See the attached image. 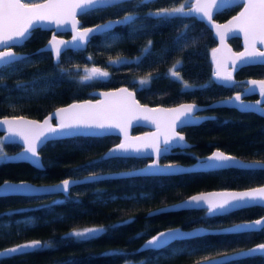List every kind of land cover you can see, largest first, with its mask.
<instances>
[{
	"label": "trees",
	"instance_id": "trees-1",
	"mask_svg": "<svg viewBox=\"0 0 264 264\" xmlns=\"http://www.w3.org/2000/svg\"><path fill=\"white\" fill-rule=\"evenodd\" d=\"M180 2L182 0H152L147 6L136 9L125 5L123 9L109 8L80 15L82 25L109 17L118 18L133 10L138 13V18L134 25L117 26L110 33L94 35L83 49L65 51L60 61L54 60L48 51L36 52L48 32L35 29L31 39L21 46L31 53L30 60L18 62L0 72V115L21 114L41 118L57 105L92 97L93 89L119 84L132 88L139 101L149 104L169 105L179 101L206 104L243 89L246 84L241 78H264V65L253 64L233 70V76L238 79L236 82H217L211 70L210 55L215 41L202 21L146 16L150 10ZM237 7L214 16L221 20ZM185 25L194 27H189L186 37L177 43V34ZM149 41L152 42L150 51L138 63L134 58L141 56ZM229 41L233 48L239 47L238 38L231 37ZM117 56L126 59L109 63V58ZM177 60L181 65L176 70L193 88L183 89L182 84L169 75V68ZM92 67L107 70L109 77L81 83L84 69ZM148 73H153L150 84L138 86V78ZM208 111L211 117L187 130L194 143L192 149L167 155L163 160L189 163L213 148L243 159H264V116L232 105L215 106ZM138 129L140 127L133 128ZM115 139L113 135L82 136L43 145L39 149L42 169L24 161L0 160V181L28 179L51 182L90 171L130 168L146 161L143 156H130L98 163L87 170L81 167L90 159H98ZM0 146L7 154L19 148L16 142H0ZM261 183H264V171L208 169L168 175L104 177L74 184L67 195L9 194L0 198V248L25 239L49 241L53 247L14 258H0V264H125L126 261L129 264H190L219 252L264 242V232L245 236L202 232L173 241L160 251L138 249L145 238L161 229L229 226L264 214L261 207L218 216L206 215L205 208L164 210L149 215L151 209L197 190L243 188ZM129 218L130 223H120ZM83 226H104L106 232L87 241L65 236L72 229ZM178 248L186 251L178 254L174 251ZM228 264H264V257H244Z\"/></svg>",
	"mask_w": 264,
	"mask_h": 264
},
{
	"label": "snow or ice",
	"instance_id": "snow-or-ice-1",
	"mask_svg": "<svg viewBox=\"0 0 264 264\" xmlns=\"http://www.w3.org/2000/svg\"><path fill=\"white\" fill-rule=\"evenodd\" d=\"M152 0H0V72L15 66L18 62H27L29 56L14 51L17 46L23 45L31 39L33 31L47 25H54L56 29H64L69 25L72 30V38L69 41L57 40L56 35L44 46V50L52 52L56 61H60L63 53L69 49L77 50L86 45L90 39L97 34L110 33L117 26L128 27L135 24L138 13L126 11L123 16L117 19L106 20L101 24L92 27H83L77 19L80 15H88L102 12L109 8L123 9L125 5H131L133 9L147 6ZM242 4L243 7L232 16L225 24H217L213 16L230 9L233 6ZM146 16L156 17L163 20L174 18H193L198 21H206L211 28L216 30L220 37L222 48H213V62L216 65L213 76L218 81H233L231 69L240 65H264V50L257 47V44L264 45V0H182V2L170 7L158 8L149 11ZM194 25H185L177 34L176 42L184 39L187 29ZM135 30V29H134ZM238 32L244 37V50L232 52L224 45L226 35ZM152 42L149 41L142 50L140 57L134 58L138 63L143 56L150 51ZM217 53L220 57L217 58ZM126 58L117 56L109 58V63L115 64L124 61ZM231 61L229 66L228 61ZM181 62L177 60L171 68L169 75L182 84L187 90L194 86L183 80L176 70ZM78 67V66H77ZM62 71H66L62 69ZM85 74L80 77V82L92 81L99 78H107L110 73L100 67L86 68ZM153 73H148L138 78V86L149 85ZM250 85H259L260 94L264 95V80H250ZM103 97L96 101H83L72 103L67 107H57L49 113L43 121L30 120L24 116H4L0 119V126L6 127L4 137L0 142L8 141L15 143L19 138L23 142L22 151L9 156L0 146V160L28 161L38 169L43 168L39 149L48 143H55L63 138L72 137H104L118 129L122 139L118 144L102 153L98 159H90L83 166L85 170L95 167L98 163L107 162L111 159H127L131 155L150 151L155 159L142 169H131L119 175L141 176V175H162L176 173V170H184L182 166L175 163L161 164L162 157L174 152L177 148L183 152L187 146V140L182 131L177 129L185 125H196L206 117L197 116L199 109L196 103H181L171 108H148L141 106L134 99V92L128 88H119L112 92H101ZM240 101V94L234 97ZM256 105H261L257 100ZM264 112V107L260 109ZM136 114H140L137 116ZM142 118L150 121L156 127L155 132L145 133L143 136H130L127 128L132 121ZM55 119L56 123L51 121ZM211 162V163H209ZM202 163L201 169H240L250 171H264V159L244 161L236 156L217 150L204 158H197V164ZM192 167H196L193 165ZM99 173L90 171L83 180H96ZM80 183V180L72 177L60 180L52 185H32L27 181L0 183V198L8 194H25L46 192H63L67 195L72 185ZM143 195V194H142ZM187 206L188 209H199L206 206V215L218 216L227 215L236 210H243L249 207L264 208V184L257 187H250L244 191L220 192L209 195H191L182 200L175 207ZM167 207V206H165ZM163 209L158 208L150 211L149 215L159 213ZM131 222V218L122 220L121 224ZM206 229H192L184 231L181 228H169L157 232L141 246L142 250L160 251L168 247L173 241L191 237L190 234L206 232ZM106 232L104 226L83 227L72 229L65 236L87 241L98 238ZM221 234L234 236L250 235L253 232H264V216L258 219L236 223L227 228L218 230ZM139 236V234H137ZM49 241L33 239L23 243H17L11 247L0 249V258L9 259L19 255H27L29 252L52 248ZM114 252L116 250H113ZM139 251V250H138ZM183 254L186 250L178 248L174 250ZM264 257V242L246 249H235L223 251L212 257H204L196 264L216 261L219 264H228L229 261H238L244 257ZM125 264H129L128 261Z\"/></svg>",
	"mask_w": 264,
	"mask_h": 264
},
{
	"label": "water",
	"instance_id": "water-1",
	"mask_svg": "<svg viewBox=\"0 0 264 264\" xmlns=\"http://www.w3.org/2000/svg\"><path fill=\"white\" fill-rule=\"evenodd\" d=\"M243 7L242 4L238 5L237 9L231 13L230 15L226 16L225 18L221 19V20H218L215 18V16H213V20L217 23V24H225L229 19H231L232 16H235L240 10L241 8ZM77 19L80 21L79 17H77ZM114 20V19H117L116 17H109V18H106V19H103L101 21H97L95 23H92V24H87V25H82L83 27H92L94 26L95 24H101L103 22H105L106 20ZM209 29H210V32H211V35L213 36L214 38V44L211 48V52H210V55H211V70H212V73L214 72L215 70V67L216 65L214 64L213 62V54H212V49L213 48H222V45H221V41H220V37L216 35V30L214 28H211V26L206 22V21H202ZM40 29H50V35L46 38V40L41 44L39 45L36 50H44V46L48 44V41L52 38L53 35H56V38L57 40H64V41H69L71 40L72 38V30H71V26L69 25L67 28H64V29H56L54 25H47L43 28H40ZM60 32H66L67 35H63V34H58ZM231 37H236L238 38L239 40V47L238 48H233V46L231 45L230 41H229V38ZM224 45L227 46L228 49H231L232 52H241L244 50V37L242 34L238 33V32H234V33H231V34H228L226 35L225 37V40H224ZM86 45L82 46L80 49H83ZM257 47L260 48L261 50H264V45H261V44H257ZM17 52V51H16ZM50 52V51H49ZM18 53H22L24 54L23 52H18ZM50 55L51 57L55 60L52 52H50ZM220 53H217V58L220 57ZM229 63V66L231 65V61L229 60L228 61ZM240 66H244V65H240ZM239 66V67H240ZM229 70H232L231 67H229ZM238 79H236L234 76H233V81L231 82H228V81H218L216 79L217 82L221 83V84H229V83H233L235 81H237ZM241 81L245 82V86L243 87V89H241L240 91H237V92H233L231 93L229 96H227L226 98L224 99H216V100H213L209 103H206V104H199V103H196L194 101H179L177 103H174V104H169V105H166V104H161V103H156V104H149V103H146V102H141L139 101V99L136 97V95H134V99L141 105V106H147L148 108H171V107H175L181 103H196L197 105H199V109L201 108H204V107H215V106H229V105H234V106H237V107H240L244 110H248V111H252V112H255V113H258L260 114L261 116H264V112L260 111V109L262 107H264L262 104L261 105H256L255 102L257 101L256 99H252V98H249V99H244L243 96L248 92V91H251V90H257L260 92V89H259V85H250L248 83V81L250 80H264V78H261V77H252V76H247V77H244V78H241L240 79ZM119 88H128L130 91H133L134 90L130 87H128L127 85L125 84H119V85H116L114 87H108V88H97V89H93L91 90V94L94 95L93 98H82V99H74V100H70L66 103H63V104H60V105H57L55 107H53L52 109H50L44 116H42L41 118H36V117H31V116H27V115H21V114H18L16 116H24L26 117L27 119H30V120H38V121H43V119L45 118V116H47L49 113L53 112L57 107H67V105L69 104H72V103H80V102H83V101H96V100H101L103 99V97L100 95L101 92H112L116 89H119ZM239 93L240 94V97H241V100L240 101H236L234 99V97L236 96V94ZM135 94V92H134ZM198 109V110H199ZM196 114V113H195ZM137 116H140V114H136ZM197 116H201V117H211V114H196ZM4 116H14V115H0V119H2ZM53 124L56 123V120L53 119L51 121ZM135 125H140V126H144L146 127L145 129L143 130H140V131H137V132H131V127L135 126ZM7 129L6 127L4 126H0V133L2 135V137L5 136V133H6ZM156 131V127L153 123H151L150 121H146L142 118V116L138 119H135L132 121V125L130 127L127 128V132L130 136H143L145 133H150V132H155ZM112 134H116L118 136V140L115 141L114 143L110 144L108 147H106V149L103 151L106 152L109 148L113 147L115 144H118L120 142V140L123 138L122 137V134L119 133V130L118 129H115L113 130V133ZM3 142H8V141H3ZM16 143L19 144V148L16 149L15 151L13 152H10L8 153L9 156H13L15 155L16 153H19L22 151V148H23V142L19 140V138L16 139ZM190 143L187 141V146H189ZM217 150H220V151H223L219 148H213L210 152H208L207 154L199 157V158H204V157H207L209 155H211L213 152L217 151ZM225 152V151H223ZM227 154H230V155H233V156H236L232 153H228V152H225ZM131 156H143V157H148V159L138 165V166H134V167H130V168H124V169H117V170H110V171H104V172H97L100 174L99 178H104V177H120V176H124V175H119L120 173H123V172H126L128 170H131V169H142L144 168L146 165H148L152 159H155L154 156H152L151 152L150 151H146L144 153H140V154H135V155H131ZM237 158L241 159V160H244V161H250V160H254V159H243V158H240L239 156H236ZM9 161H17V160H9ZM24 162H27L28 164H30L31 166H33L30 162L28 161H24ZM161 164H167V163H175V164H178L180 166L183 167L184 170H176L177 172L176 173H170V174H177V173H182V172H188V171H199V170H208V169H201L203 164L200 163V164H197V159L189 162V163H181V162H160ZM211 163V162H209ZM193 165H196V167H192ZM34 167V166H33ZM36 168V167H35ZM88 173L86 174H83L81 176H76V177H72L74 179H78L80 180V182H85V180H83V177L84 176H87ZM162 175H168V174H162ZM70 176L68 177H64V178H61V179H57L55 181H51V182H33L31 180H28V179H4V180H1L0 183L4 182V181H11V182H19V181H27L29 182L30 184L32 185H52V184H56L58 183L60 180L62 179H65V178H69ZM90 181V180H88ZM264 183H261V184H257V185H251V186H248V187H243V188H211V189H203V190H197V191H193L191 193H188L186 194L185 196L175 200V201H172V202H169V203H166V204H163V205H160V206H157L153 209H151L150 211H153L155 209H158V208H161L163 209L162 211L164 210H176V209H183V208H186L187 206H181V207H175V205H178L180 201L182 200H186L187 197L191 196V195H199V194H205V195H209V194H213V193H220V192H226V191H229V192H235V191H244L250 187H257V186H260ZM54 193H61V194H64L63 192H46V193H34V194H30V195H39V194H54ZM9 195V194H8ZM167 206V207H165ZM201 208H205L206 209V206L205 207H201ZM149 211V212H150ZM261 216H264V214L260 215L259 217L255 218V219H258L260 218ZM255 219H252V220H255ZM252 220H249V221H252ZM239 223H242V222H239ZM230 226V225H229ZM229 226H220V227H202L203 229H206L207 231L206 232H218L219 229H222V228H227ZM201 227H194L192 229H200ZM169 228H165V229H161V230H158L156 231L153 235H156L157 232H160V231H165ZM192 229H189V230H192ZM184 231H189V230H185V229H182ZM196 234V233H195ZM151 235V236H153ZM151 236L145 238L141 243L140 245L138 246V249H142L141 246L144 245L145 241H147L148 239L151 238ZM29 240H33V239H25V240H22V241H19V242H16V243H13V244H10V245H6V246H3L1 247L0 249H3L5 247H11V246H14L15 244L17 243H23L25 241H29ZM259 243H262V242H256V243H253L249 246H246V247H243V248H240V249H246V248H251V247H254L256 244H259ZM212 257V256H211ZM202 259H198L190 264H196L197 261H202ZM213 263H219V262H216V261H212V262H205V264H213Z\"/></svg>",
	"mask_w": 264,
	"mask_h": 264
},
{
	"label": "flooded vegetation",
	"instance_id": "flooded-vegetation-1",
	"mask_svg": "<svg viewBox=\"0 0 264 264\" xmlns=\"http://www.w3.org/2000/svg\"><path fill=\"white\" fill-rule=\"evenodd\" d=\"M81 24V23H80ZM82 25V24H81ZM38 29H40V28H38ZM40 30H44V31H47L48 32V35H47V37L50 35V29H40ZM58 34H63V35H67V33L66 32H60V33H58ZM46 37V38H47ZM24 45V44H23ZM23 45H21V46H23ZM21 46H17L16 48H14V51H17V52H23L24 53V55H26V56H29V55H31V53L28 51V50H26V49H24V48H22ZM21 47V48H20ZM37 51H48V50H36V52ZM49 52V51H48ZM50 53V52H49ZM85 72V71H84ZM232 74H233V69H232ZM236 82V81H235ZM243 86V85H242ZM241 86V87H242ZM241 89H239V91H240ZM238 91V90H237ZM236 91V92H237ZM92 95V94H91ZM94 97V95H92V97H85V98H93ZM243 98L244 99H249V98H252V99H256V100H259V101H261V104L263 105V101H264V95H261L260 94V92L259 91H257V90H251V91H248L244 96H243ZM231 106V105H230ZM232 106H234V105H232ZM237 107V106H236ZM208 108H211V107H204V108H201V109H199V110H197L196 111V114H210V112L208 111ZM239 109H242V108H240V107H238ZM209 118V117H208ZM203 121V120H202ZM197 125V124H196ZM192 126H194V125H185V126H182V128H180V129H177L178 131H182V133H183V135L185 136V138H186V140L190 143V145L189 146H186L185 148H184V150H183V152H188V151H190L191 149H192V146H193V142L191 141V139L189 138V134H188V132H187V130H189ZM135 127H140V129H138V130H133V128H135ZM146 127H144V126H140V125H135V126H133V127H131V132L133 133V132H137V131H140V130H143V129H145ZM110 135H113V136H115V141L116 140H118V136L116 135V134H110ZM177 152H181V150L179 149V148H177L174 152H172V153H169L168 155H171V154H173V153H177ZM148 159V157H146V160ZM160 162H174V161H170V160H163V157L161 158V160H160Z\"/></svg>",
	"mask_w": 264,
	"mask_h": 264
},
{
	"label": "rangeland",
	"instance_id": "rangeland-1",
	"mask_svg": "<svg viewBox=\"0 0 264 264\" xmlns=\"http://www.w3.org/2000/svg\"><path fill=\"white\" fill-rule=\"evenodd\" d=\"M178 4V3H177ZM171 6H173V5H171ZM166 7H170V6H166ZM161 8H163V7H161ZM86 69V68H85ZM84 69V70H85ZM88 69H90V68H88ZM0 137H1V133H0ZM83 227H92V226H83ZM83 227H78V228H75V229H82Z\"/></svg>",
	"mask_w": 264,
	"mask_h": 264
}]
</instances>
